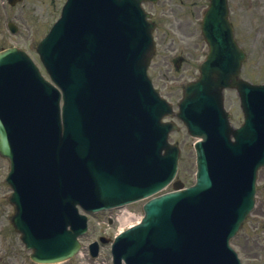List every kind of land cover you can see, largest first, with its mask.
<instances>
[{"label": "rangeland", "instance_id": "1", "mask_svg": "<svg viewBox=\"0 0 264 264\" xmlns=\"http://www.w3.org/2000/svg\"><path fill=\"white\" fill-rule=\"evenodd\" d=\"M63 0H26L23 3V20H22V39L21 43L26 44L29 37V33H34L37 37H40L48 28L51 21L55 18L58 8ZM178 0H173L172 3H177ZM199 4H205V0H197ZM166 5L165 0H161V3L153 7L152 9L159 12L158 16L160 21V28L156 32L157 38V56L154 59L151 71L155 81L160 80L156 76L157 67L156 64L163 60V56H166L167 63L165 64L166 72L168 75L177 76L178 73H174V62L170 54L178 50L180 55L186 56L188 63L184 64L182 68H190V61L196 56H201L204 51V44L199 35V31L195 29L193 23L183 25V29L193 30L192 35L188 38L172 32L169 34V20L166 15L162 14L163 7ZM232 16L235 19L237 25V36L240 42L249 49V61L245 65V73L251 78H264V0H245L244 5L240 7H233ZM177 32L180 31L178 25H170ZM166 31L168 35H164ZM187 41H190L188 44ZM194 43L192 47H186ZM174 50V51H173ZM161 65V64H160ZM186 72V71H184ZM257 76V77H256ZM187 136V135H186ZM184 133L179 135L180 139H188ZM184 158L189 159V163H185L182 166V174L187 178L190 177L192 172L191 167V150L184 151ZM264 193V168L260 171L259 179V195L257 210L249 221H247L243 227L242 233L233 241L240 252L244 264H264V228L263 223L260 224L258 220L264 218V209L262 194ZM263 214V215H262ZM103 219L99 217L98 220ZM120 222H114L111 229L107 230L109 236L119 227ZM91 232L87 236V240L100 232H104L103 229L98 228L94 222L91 224ZM87 258V257H86ZM86 264H111L108 249L102 248V254L100 258L96 260H85ZM21 264H34L28 259V252L22 248V261ZM60 264H83L79 257H75L66 262Z\"/></svg>", "mask_w": 264, "mask_h": 264}, {"label": "water", "instance_id": "2", "mask_svg": "<svg viewBox=\"0 0 264 264\" xmlns=\"http://www.w3.org/2000/svg\"><path fill=\"white\" fill-rule=\"evenodd\" d=\"M204 76L205 78H207V80H210L209 75L206 71H204ZM210 89H211V85H210L209 91ZM42 115H47V113L45 111H42ZM0 142H1L2 151L3 149L4 151H6L2 136H0ZM163 204L165 205V208L167 209L169 213L172 209L173 203H171V200H166L165 203L158 202V205L160 206ZM160 206H157L156 208H154L151 214V217L149 218L150 224L151 222L153 224L159 222V219L156 217V210H158ZM194 214H195L194 207H190L189 209L185 211V214L184 213L182 214L180 212L178 215L175 216V225L177 227L175 233L177 235V240L179 238V240L183 239V241L186 242V248H185V247H182L184 245V242L180 241L181 246L179 247L178 252H177L178 259L180 260L181 264H185V262H189V264H203V263L209 264L207 263L208 260H206L205 258L207 257V255H210V248L214 246L210 245V242L212 241V239H210L209 229H206L205 226L209 225L207 223H210V214H207V215L203 214L200 216L199 229L201 230V232L198 234L200 237L197 242V247L195 246L196 237L192 236L191 234V236H188L187 238H185L188 234L183 233L185 230L184 224L187 223L188 219L190 217L192 218ZM169 219H170L169 214L165 215L163 218L164 224H166V221ZM145 233L146 231L140 232V233L133 232L127 236V243L123 247L125 255L133 256L132 254L136 253L139 243L141 239L144 237ZM200 250H204L206 255H203V252ZM192 251H193L194 257L191 258ZM169 255L170 254L167 253L166 256H169ZM148 264H150V262H148Z\"/></svg>", "mask_w": 264, "mask_h": 264}, {"label": "bare ground", "instance_id": "3", "mask_svg": "<svg viewBox=\"0 0 264 264\" xmlns=\"http://www.w3.org/2000/svg\"><path fill=\"white\" fill-rule=\"evenodd\" d=\"M123 222H126L131 219V215H125L120 217Z\"/></svg>", "mask_w": 264, "mask_h": 264}]
</instances>
